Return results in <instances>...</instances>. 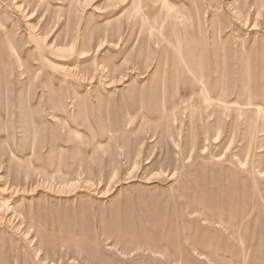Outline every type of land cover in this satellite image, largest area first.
<instances>
[{"label": "rangeland", "instance_id": "rangeland-1", "mask_svg": "<svg viewBox=\"0 0 264 264\" xmlns=\"http://www.w3.org/2000/svg\"><path fill=\"white\" fill-rule=\"evenodd\" d=\"M0 264H264V0H0Z\"/></svg>", "mask_w": 264, "mask_h": 264}]
</instances>
